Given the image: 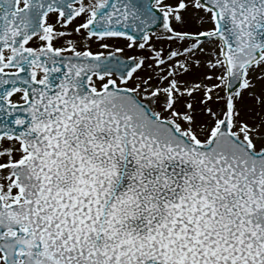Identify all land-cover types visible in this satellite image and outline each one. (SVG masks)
<instances>
[{"label": "snow or ice", "instance_id": "obj_1", "mask_svg": "<svg viewBox=\"0 0 264 264\" xmlns=\"http://www.w3.org/2000/svg\"><path fill=\"white\" fill-rule=\"evenodd\" d=\"M0 264H264V0H0Z\"/></svg>", "mask_w": 264, "mask_h": 264}, {"label": "flooded vegetation", "instance_id": "obj_2", "mask_svg": "<svg viewBox=\"0 0 264 264\" xmlns=\"http://www.w3.org/2000/svg\"><path fill=\"white\" fill-rule=\"evenodd\" d=\"M95 47V46H94Z\"/></svg>", "mask_w": 264, "mask_h": 264}]
</instances>
